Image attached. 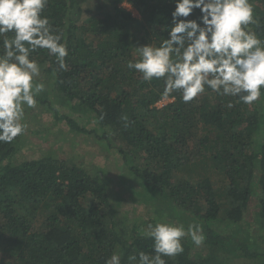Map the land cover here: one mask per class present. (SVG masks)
Masks as SVG:
<instances>
[{
    "label": "trees",
    "instance_id": "trees-1",
    "mask_svg": "<svg viewBox=\"0 0 264 264\" xmlns=\"http://www.w3.org/2000/svg\"><path fill=\"white\" fill-rule=\"evenodd\" d=\"M252 2L261 22L253 30L264 39V0ZM174 7V0H49L44 15L63 33L69 55L62 70L47 50L33 53L37 82L45 85L37 105L65 121L69 133L112 150L167 221L203 228L202 246L185 238L184 252L163 257L166 264H230V256L264 264V97L247 105L208 89L185 103L178 92L163 96V80L144 82L127 67L139 59L136 47L168 38ZM51 97L93 125L60 116ZM163 98L173 100L157 107ZM23 136L0 143V264H105L113 253L135 264L132 255H155L145 229L116 215L108 185L84 166L55 151L12 165ZM188 174L200 181L191 184ZM247 221L258 241L243 229ZM222 225L236 229L224 234Z\"/></svg>",
    "mask_w": 264,
    "mask_h": 264
},
{
    "label": "clouds",
    "instance_id": "clouds-1",
    "mask_svg": "<svg viewBox=\"0 0 264 264\" xmlns=\"http://www.w3.org/2000/svg\"><path fill=\"white\" fill-rule=\"evenodd\" d=\"M174 4L168 38L159 46L136 47L139 59L130 60L127 67L141 74L144 82L163 80V96L178 92L185 103L208 89L247 105L261 101L264 39L253 30L261 22L252 0H174ZM48 5L49 0H0V143H12L26 133L25 108L35 109L36 97L45 89L37 82L41 65L33 53L47 50L59 68L67 70V42L44 15ZM195 10L201 14L198 19H188ZM162 101L165 106L172 99L163 98L157 107H163ZM122 119L127 127L128 117ZM144 235L153 240L155 255L139 252L128 258L130 262L166 264L163 257L184 252L185 238L197 247L205 241L199 224L185 228L166 219L149 223ZM105 264H121L120 254L113 253Z\"/></svg>",
    "mask_w": 264,
    "mask_h": 264
},
{
    "label": "rangeland",
    "instance_id": "rangeland-1",
    "mask_svg": "<svg viewBox=\"0 0 264 264\" xmlns=\"http://www.w3.org/2000/svg\"><path fill=\"white\" fill-rule=\"evenodd\" d=\"M124 7L131 9L129 4H124ZM134 16L139 18V14L135 11ZM40 78L41 75L37 78V81H40ZM51 99L53 100H50L52 107L54 110H59L60 116L69 115L81 124L93 125V123L87 122L86 117L81 112L56 102L52 97ZM24 122L27 124V131L22 137L14 157L9 160L12 165L27 160L53 156L55 151L53 157L64 158L72 161V163L84 166L94 176H99L101 182L103 181L108 185L111 205L116 209V215L119 218H128L131 223L136 222L144 229L154 219L170 221V217L167 214L165 217L163 210L159 206L152 204L145 197L143 183L117 161L112 150H108L105 146L97 143L95 138L69 133L66 122L58 120L54 112L43 105H37L35 109L25 108ZM204 165L205 163H201V166ZM210 175L215 182V187L219 188L221 186L218 182L220 176L216 175V172ZM181 176L184 177V175ZM185 176L188 180H191L190 183L193 185L200 181V178H193L189 174ZM253 205L255 204L253 203ZM252 212L254 213V210ZM253 221L254 219L250 220V222ZM243 225H245L243 229L248 230L251 238L258 241L260 235L258 228L254 225L251 226L249 222ZM230 229L228 230L227 226H221V232L224 234H229L236 227L232 226ZM261 246H264V242ZM228 261L230 264H261L259 261L234 259L232 256H230Z\"/></svg>",
    "mask_w": 264,
    "mask_h": 264
},
{
    "label": "built area",
    "instance_id": "built-area-1",
    "mask_svg": "<svg viewBox=\"0 0 264 264\" xmlns=\"http://www.w3.org/2000/svg\"><path fill=\"white\" fill-rule=\"evenodd\" d=\"M132 10H133V9H132ZM163 102H165V101L160 102L159 105H160V106H163V105L165 104V103H163Z\"/></svg>",
    "mask_w": 264,
    "mask_h": 264
}]
</instances>
